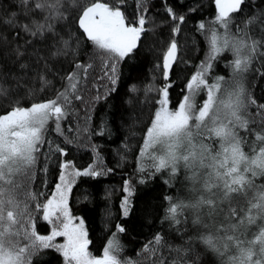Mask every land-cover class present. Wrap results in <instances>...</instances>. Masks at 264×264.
<instances>
[{"label": "snow or ice", "instance_id": "1", "mask_svg": "<svg viewBox=\"0 0 264 264\" xmlns=\"http://www.w3.org/2000/svg\"><path fill=\"white\" fill-rule=\"evenodd\" d=\"M212 3L195 21L205 48L194 62L186 14L166 0V20L151 0H0V264H264V0ZM161 26L157 83L137 58ZM221 60L227 75L213 74ZM182 63L194 70L181 76ZM100 101L112 116L93 125ZM112 126L127 133L120 163L135 153L136 168L122 181L125 221L105 225L97 255L70 198L83 178L115 172L93 141ZM80 147L91 163L74 158ZM157 175L174 189L159 230L122 256L137 185Z\"/></svg>", "mask_w": 264, "mask_h": 264}, {"label": "trees", "instance_id": "2", "mask_svg": "<svg viewBox=\"0 0 264 264\" xmlns=\"http://www.w3.org/2000/svg\"><path fill=\"white\" fill-rule=\"evenodd\" d=\"M170 3L178 12H185L187 17V23L183 25V31L187 36L191 37V40L187 41L189 47L186 49V55L184 59H190L194 62L202 59L204 56L205 43L203 37L198 35L195 31V21L201 18L210 17L213 14L212 0H166ZM151 3L155 5L156 11L152 15L157 16L158 19H167L164 14L165 0H151ZM253 4H256V0H252ZM129 5H133V0H129ZM193 6H198L195 13L187 12V9ZM258 7V5H257ZM169 28L167 26H161L157 29L156 33L150 36L149 40L145 42L146 47L143 50L141 56L137 58L139 64L138 74L142 78H150L153 75L157 77L156 82H160L159 72L153 70V64L158 56V50L163 47L164 42L168 39ZM183 39V38H182ZM195 42L196 48L191 45ZM154 46V47H153ZM197 48L199 50H197ZM228 58H231L230 56ZM130 70V69H126ZM181 76L188 74L194 70L191 66L181 64L177 69ZM223 73L228 74L226 66L223 60L218 61L216 70L213 74ZM106 83V82H105ZM121 93L124 91L123 86L120 89ZM178 91V90H174ZM115 100V97H113ZM112 101L109 102L111 104ZM79 107V105H77ZM105 114L110 118L111 112H106L104 102L100 101L96 104L95 114L93 116V125L99 123L98 117H102ZM83 116V112H81ZM76 117L73 116V120ZM71 122V121H70ZM111 133L105 132L104 134H95L93 141L100 146V151L103 153L106 164L110 168H115L114 173H109L107 176L101 177H85L83 183L78 182L79 187L74 186L72 197L70 198V205L72 206L73 213L84 216L86 224L89 228L90 249L94 254H101L102 247L105 240L111 235L109 227L105 225H112L115 221L119 220L124 222L125 218L120 215L119 202L122 197V181L131 176L136 168L134 154L130 155L128 160L122 164L119 161L117 155V149L119 147V141L122 139V135H127L123 128L117 133L115 126H112ZM139 134L140 129L134 130ZM56 137L53 136V139ZM139 143V140L133 141V144ZM75 149V146H73ZM247 151V148H246ZM73 158V157H69ZM74 158H76L81 165L91 163L93 154L91 149L80 147L74 152ZM261 181L257 179V183ZM178 187V185H177ZM105 188L110 190V197L104 196ZM137 192L133 196V219L136 221L137 228L135 232L130 235H119L118 239L124 245L121 255L135 257L142 243L151 239L155 231H158V225L160 224V216L162 215V205L164 204L163 196L169 192H173L174 189L160 176L157 175L149 183L144 185H137ZM87 197V199H85ZM111 212V217L108 218L106 213ZM44 227H48L46 224ZM167 227V226H165ZM169 231H172L169 229ZM192 232L189 231V235ZM176 236H179L177 233ZM182 237L175 239V243H181ZM197 247H200L197 242ZM168 256V259H171Z\"/></svg>", "mask_w": 264, "mask_h": 264}, {"label": "rangeland", "instance_id": "3", "mask_svg": "<svg viewBox=\"0 0 264 264\" xmlns=\"http://www.w3.org/2000/svg\"><path fill=\"white\" fill-rule=\"evenodd\" d=\"M47 225V224H46Z\"/></svg>", "mask_w": 264, "mask_h": 264}]
</instances>
